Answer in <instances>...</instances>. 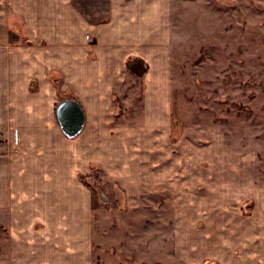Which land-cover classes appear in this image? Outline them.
Segmentation results:
<instances>
[{"label":"rangeland","instance_id":"rangeland-1","mask_svg":"<svg viewBox=\"0 0 264 264\" xmlns=\"http://www.w3.org/2000/svg\"><path fill=\"white\" fill-rule=\"evenodd\" d=\"M83 4L93 23L110 20V0ZM166 5V51L129 63L113 115L120 126L156 122L149 154L161 170L164 163L165 176L140 174L141 161H129L126 146L116 160L94 167L87 159L82 179L92 197L91 264H264V0ZM11 13L7 28L20 30L26 41ZM140 63L143 75L133 71ZM147 89L151 112L145 120L139 105ZM114 122L112 137L133 132H115ZM135 147L133 158L140 152ZM85 149L91 158L90 146ZM11 153L0 144L1 155ZM124 158L135 166L126 181L121 177L131 170ZM206 178L213 180L210 188ZM174 184L182 190L172 193ZM7 234L0 225V252Z\"/></svg>","mask_w":264,"mask_h":264},{"label":"crops","instance_id":"crops-1","mask_svg":"<svg viewBox=\"0 0 264 264\" xmlns=\"http://www.w3.org/2000/svg\"><path fill=\"white\" fill-rule=\"evenodd\" d=\"M87 1L0 0V144L12 152L0 154V225L8 231L0 264H91L92 197L82 179L87 159L95 167L103 159L116 160L119 147L126 146L129 161H141L140 174L165 176L164 163L161 170L149 154L148 137L157 130L156 122L120 126L113 115L128 63L166 51V0H132L128 7L110 0L111 17L102 25L93 23L80 5ZM9 13L25 28L26 41L20 30L7 28ZM150 96L147 89L139 105L145 120ZM62 99L77 100L85 113L84 128L73 139L64 135L56 118ZM112 122L115 132L130 130L131 137H112ZM133 146L140 150L134 158ZM130 170L121 177L125 181L135 166ZM205 180L208 188L213 186L211 178ZM174 185L172 193L182 190Z\"/></svg>","mask_w":264,"mask_h":264},{"label":"water","instance_id":"water-1","mask_svg":"<svg viewBox=\"0 0 264 264\" xmlns=\"http://www.w3.org/2000/svg\"><path fill=\"white\" fill-rule=\"evenodd\" d=\"M130 64L132 65V62ZM136 65L137 63L134 62L132 67ZM140 66L141 63L137 66L138 69H131H133L136 74L143 75L144 67L142 66L140 68ZM56 118L61 131L70 139L77 137L82 132L85 125V113L77 100L61 101L56 108Z\"/></svg>","mask_w":264,"mask_h":264},{"label":"trees","instance_id":"trees-1","mask_svg":"<svg viewBox=\"0 0 264 264\" xmlns=\"http://www.w3.org/2000/svg\"><path fill=\"white\" fill-rule=\"evenodd\" d=\"M129 63H131V61H130ZM129 63H128V64H129ZM83 180H84V179H83Z\"/></svg>","mask_w":264,"mask_h":264}]
</instances>
